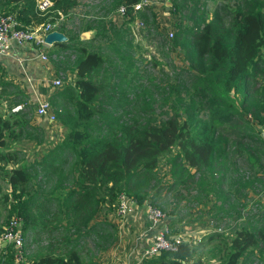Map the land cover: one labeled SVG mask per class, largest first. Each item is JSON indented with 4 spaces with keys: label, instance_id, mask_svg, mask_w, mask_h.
<instances>
[{
    "label": "trees",
    "instance_id": "obj_1",
    "mask_svg": "<svg viewBox=\"0 0 264 264\" xmlns=\"http://www.w3.org/2000/svg\"><path fill=\"white\" fill-rule=\"evenodd\" d=\"M50 1L55 17L79 2ZM139 1L98 0L91 9L98 16L87 13L86 26L97 33L88 42L57 27L67 40L55 43L48 58L63 83L47 100L63 134L25 165L6 167L24 154L5 147L42 146L44 127L34 123V103L23 89L0 84L9 97L0 110V181L8 186L1 199L6 221L20 219L22 261L91 264L81 257L82 239L98 247L104 223L96 217L102 207L113 210L122 194L137 205L148 200L166 208L170 201L178 221L182 211L210 201L209 232L141 264H202L195 257L202 249L217 264H264V137L255 129L264 126V0H232L210 15L195 0H170L177 18L170 45L185 67L168 72L133 57L136 46L127 36L131 6ZM119 5L128 17L116 25L105 18ZM9 9L23 26L46 18L34 0H0V12ZM136 16L145 23L144 37L164 47L152 9ZM161 158L169 178L162 188ZM1 250L0 264H13L12 248Z\"/></svg>",
    "mask_w": 264,
    "mask_h": 264
},
{
    "label": "rangeland",
    "instance_id": "obj_2",
    "mask_svg": "<svg viewBox=\"0 0 264 264\" xmlns=\"http://www.w3.org/2000/svg\"><path fill=\"white\" fill-rule=\"evenodd\" d=\"M97 1L98 0H79L77 5L74 8H72L69 12H67V16L61 22L60 25L63 24V29H65L66 31H74L76 29V27L73 25V20H75L76 18H79L77 16L78 11L79 12L82 11L83 8H85V7L89 8L91 10L92 6H94L97 3ZM143 1L146 2V4L143 5L140 10H142L143 7H145V6H148L152 9V11L154 13V21L158 25L160 32H162V34H164L163 37L165 36L164 38H166V43H165L164 47L161 48V42L159 45L158 38H156V37H153V38L144 37V33L142 30L140 31L139 29L136 30L134 28V23H133L134 20L132 19V21L130 22V26H131L132 30L130 31L129 37L127 36V38H129L131 43L134 46H136L135 47V54L133 55V57L136 58L137 54H138L139 57L144 59L145 61L146 60H150V61L154 60L157 63V67L158 68L162 67L163 71H166V72L170 71V69H171L170 67H172V66L176 67V68H184L185 62L183 61V55L178 49H176L175 47L170 45V40L172 38V35L170 37L168 35L169 32L173 33V31H174L173 22H175L177 18L174 16L173 13L170 12L169 7H168V9H166L164 7V3L160 2L159 0H143ZM195 3L197 5L203 3L205 5L204 6L205 9L208 12L207 15H210L214 11L215 8L219 7V10H220L223 4H225V3L230 4V3H232V0H195ZM10 10L11 9L6 10V11H10ZM66 19H67V21H66ZM137 19L141 20L143 22V25L145 26V23L142 19H140L138 17H137ZM88 20H90V19H88ZM110 20L112 21V19H110ZM87 22L88 21H86V23ZM112 22H113V24L121 23L120 18L118 20H116V22H114V21H112ZM105 35L107 37H110L111 33H110V35L108 33H106ZM160 41H161V39H160ZM101 44H104L103 40H101ZM259 57L261 59H264V50L259 53ZM69 79L70 80L72 79V74H70V76L68 75V79L66 82H69ZM1 83H9V81L7 79H5L4 74L0 72V84ZM62 83H63V81L60 80L59 85ZM59 85H57V87ZM52 88H53V90H51L50 93H52L56 89V87H52ZM8 99H9V97L0 93V110L3 107V104H5L8 101ZM33 113H34V111H33ZM46 126H44V128H43L44 129L43 131H44L45 143H43L42 146H33L32 142L21 141V142L16 143V144H18V146L11 147V148L5 147L8 150H20L24 154V159L22 161H18V162H16V164L8 163L6 165V167L25 165L26 163H29L32 160L37 159L39 156H41V154L43 153V151L45 149H47L52 143H54L56 141V139L59 136H61L63 134V128L60 127L59 123H57L56 121L49 122V124ZM255 129L257 130L258 133H260L264 137V126L256 124ZM0 150L3 151V149H1V148H0ZM157 174L159 176V186L161 188L164 187L167 183H169L167 165L165 164L164 158H161L158 162ZM0 184H1V190H0V232H1L3 226H6V224L8 222V221H6L7 220V218H6V205L3 204V201L1 199V194L8 192V186L3 181L2 182L0 181ZM161 194L162 195L167 194L165 189L161 190ZM169 196L170 195L167 194L166 197H169ZM160 199H163V198L161 197ZM171 203L172 202L168 201V206L166 208H164V207L162 208L160 206V204H156V205L154 204V206H157L158 208H160V210L164 214L167 215L168 213H171V210L174 206ZM115 207H116V205H115ZM115 207H114V209H115ZM209 208H210V201L209 202L204 201L203 204H201L197 207H194L187 212H185V211L181 212L183 215L182 221H184L186 223L185 225L188 226L189 224L195 223L193 228L198 227L196 229V231L194 232V234L191 235L190 239H192L194 236H199L200 234H202L201 232H203V230L200 231V229H206L208 227V225H209V227H211L210 218L208 217L209 216V212H208ZM96 220H103L108 225L104 224V227L102 229H97L100 231L99 234L102 235V237L97 240V245H98L97 248L94 247L92 241L89 238H83L82 239L81 257L86 261H90L91 264H94L95 260L100 255V250L105 249V247L108 248L109 246L110 247L108 248V251L119 249V247H123L124 244L129 239V237H126V235L122 236V237L119 235L117 236V233H116L117 228H115L114 223H115V221H116V223L119 222L120 219L118 217L114 218V217H112V215L107 216V215L103 214L102 210H101V213L99 214V216ZM96 220H95V222H96ZM188 229H190V227ZM120 240H121V242H120ZM193 240H195V239L193 238ZM214 243L215 242H211L210 245L214 244ZM129 244H131V243H129ZM127 245L125 247H127ZM196 256H199L201 258L202 264H217V259L215 257H213L208 252V249H202V250L198 251V253H195V257Z\"/></svg>",
    "mask_w": 264,
    "mask_h": 264
},
{
    "label": "crops",
    "instance_id": "obj_3",
    "mask_svg": "<svg viewBox=\"0 0 264 264\" xmlns=\"http://www.w3.org/2000/svg\"><path fill=\"white\" fill-rule=\"evenodd\" d=\"M164 7L168 9L166 6ZM94 11L95 12L90 11L91 15L94 17L98 16V13H96L97 12L96 8H94ZM80 14L77 15L79 18L73 20L76 21V26L74 25L76 27V29L74 30L75 33L74 35L75 37L77 36L80 41L88 42L90 40H93L96 37L97 33L94 28L86 26V21L89 18L87 17L86 13L84 14L80 13ZM66 16L67 14L64 16V19ZM105 19L106 20L112 19V21L116 22V20L119 19L117 10L114 9V11H111ZM120 21L121 24H124V19ZM119 24L120 23L116 25ZM61 28H63V24ZM55 30L59 31L57 27ZM54 49H55V44H51L47 46L46 45L39 46L34 44H23L21 46L12 45L10 51L6 55H0V72L4 74L5 79H7L9 83L18 86L19 88L23 89V91H25V94L28 95L29 101L34 103V108H35V101L37 99H48V96L50 95V91L53 90L51 86V81L56 78V71L53 65L49 61L48 54L50 51H53ZM41 53L47 57L45 60H41L39 58V54ZM33 120L35 121L34 123L41 124L43 127L49 124V122L45 120L43 117H38L36 115L33 116ZM18 142H11V144L7 147L11 148L18 146V144H16ZM147 203L148 200H145L140 205L136 204L135 209L133 211H130L123 216L117 215L115 210H108L106 207L101 208L103 214L107 216L112 215V217L114 218L118 217L120 219L118 223H116V221L114 223L115 228H117L116 230L117 236L119 235L122 237L126 235V237H129V239L124 244V246L119 247V249L108 251V248L110 247L109 246L108 248L105 247V249L100 250V255L97 257L94 264H136L139 256L138 254L131 252L129 243L133 242L135 237H138V242L140 243L138 248L140 250V247H143L149 240V236L151 233L145 231V223L142 215L143 207ZM100 213L101 211L98 213L96 219L98 218ZM166 217L168 219L169 225L176 226V228L178 229L177 232L178 234L181 235L183 241H191L193 238L197 239L199 238V236L201 237L202 235L209 232L212 228L209 227L208 225L206 229H200V231L203 230V232H201L202 234H200L199 236H194L192 239H190L191 235L194 234V232L198 228V227L193 228L195 223L189 224L187 226L185 225L184 221L182 220L178 221L175 215L171 213L167 214ZM97 221H101L104 224H107L103 220H97ZM189 227L190 229H188ZM5 245L10 246V243L4 242L0 244V257H3L4 255V252H2L4 250L1 249ZM126 245L127 247H125ZM28 263H29L28 259L22 261V264H28Z\"/></svg>",
    "mask_w": 264,
    "mask_h": 264
},
{
    "label": "built area",
    "instance_id": "obj_4",
    "mask_svg": "<svg viewBox=\"0 0 264 264\" xmlns=\"http://www.w3.org/2000/svg\"><path fill=\"white\" fill-rule=\"evenodd\" d=\"M159 1L164 3V6L166 7L170 6L168 5L170 0ZM145 4L146 2L140 0L131 6V15H133V23L136 30L139 29L140 31H143V22L137 19L136 12ZM51 6L52 2L50 0H34V7L37 13L40 15H46L44 22L38 25L23 26L13 12H0V55H6L10 51L12 45L21 46L23 44H34L45 46V34L55 30L67 14H62L60 11H56L57 17H55L53 15L54 13H50ZM116 10L120 20H125V18L128 17L124 5L117 6ZM88 12L89 8L85 7L82 11H78L77 14L86 13L87 17L91 18L90 15L87 14ZM129 28L132 30L130 25ZM168 35L170 37L172 33L169 32ZM39 58L45 60L47 57L41 53L39 54ZM59 83L60 80L55 78L51 81V86L57 87ZM18 107L19 106L14 107L12 111L18 109ZM34 115L43 117L48 122L55 121V117L50 111V105L47 99H37L35 101ZM135 205L136 204L130 198L121 194L117 198L115 212L117 215L123 216L128 212L133 211ZM142 215L145 223V231L151 234L148 242L143 247H140V250L138 248L140 244L138 242V237H135L134 241L131 242V252L136 253L139 256L136 264H139L144 259L156 256L161 252H174L177 244L183 241L180 234L171 233L166 215L157 206L151 205L148 202L143 207ZM22 241L20 219L11 216L6 226H3L2 231L0 232V244L4 242L10 243L13 250L14 264H18L22 261Z\"/></svg>",
    "mask_w": 264,
    "mask_h": 264
},
{
    "label": "water",
    "instance_id": "obj_5",
    "mask_svg": "<svg viewBox=\"0 0 264 264\" xmlns=\"http://www.w3.org/2000/svg\"><path fill=\"white\" fill-rule=\"evenodd\" d=\"M168 5H170V3ZM66 40L67 39L65 38V36L57 30H53L49 33H46L44 36V43L46 45H51L55 43H63V42H66Z\"/></svg>",
    "mask_w": 264,
    "mask_h": 264
},
{
    "label": "clouds",
    "instance_id": "obj_6",
    "mask_svg": "<svg viewBox=\"0 0 264 264\" xmlns=\"http://www.w3.org/2000/svg\"><path fill=\"white\" fill-rule=\"evenodd\" d=\"M74 8V7H73ZM168 8V7H167ZM71 10V9H70ZM69 10V11H70ZM90 10V9H89ZM91 11V10H90ZM116 208V207H115ZM115 210V209H114ZM11 246V245H10ZM12 248V247H11ZM151 258V257H150ZM148 259V258H147ZM144 260H146V259H144ZM143 261V260H142ZM142 261L139 263V264H141L142 263ZM22 262V261H21Z\"/></svg>",
    "mask_w": 264,
    "mask_h": 264
}]
</instances>
